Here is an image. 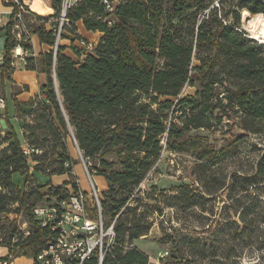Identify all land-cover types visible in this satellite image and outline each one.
I'll return each instance as SVG.
<instances>
[{
  "label": "trees",
  "instance_id": "1",
  "mask_svg": "<svg viewBox=\"0 0 264 264\" xmlns=\"http://www.w3.org/2000/svg\"><path fill=\"white\" fill-rule=\"evenodd\" d=\"M116 1L112 13L105 11L101 0H79L68 11V26L81 22L86 31L101 34L90 51L74 45L78 60L63 55L58 47L55 57L49 50L26 61L27 68L47 76L39 98L16 105L21 119L31 117L22 125L29 155L24 154L4 115L0 215L6 216L11 206L17 205L15 215L24 218L31 232L24 241L12 244L15 222L6 227L8 221H4L0 223V246L12 256L31 258L33 264L46 232L32 219L31 210L44 201L67 199V186L75 191L77 182L71 180L61 188L48 186L41 192L39 186L30 188V170L47 176H70L74 160L69 156L68 139L106 182L101 214L106 226L113 220L115 223L114 246L103 264H148L147 256L133 243L146 236L150 214L148 205L135 199L134 192L162 152L185 151L188 133L217 131L223 120L234 122L246 134L264 135V44L248 38L240 28L242 11L264 14L262 1L231 0L226 9H209L206 14L205 0ZM52 4L58 14L60 0H52ZM29 17L30 34L52 47L53 29L46 31L35 25L44 18ZM10 27L9 21L3 28L0 77L11 66L15 47L31 50L28 43L12 38ZM76 41L88 42L81 37ZM192 87L196 88L192 96H181ZM240 139L218 152L198 145L199 157L233 154ZM36 150L40 153L35 154ZM105 156L117 160L108 161ZM15 174L25 178L22 188L13 183ZM226 179L214 193L226 190L229 208L236 210L240 197L264 183V153L253 174L230 175L227 186ZM193 191L194 187L180 185L173 195H163V204L181 210L204 205L203 196ZM87 215L96 218L89 206ZM239 219L245 222L241 214ZM22 251L26 252L20 255ZM88 264L96 263L92 260Z\"/></svg>",
  "mask_w": 264,
  "mask_h": 264
},
{
  "label": "rangeland",
  "instance_id": "2",
  "mask_svg": "<svg viewBox=\"0 0 264 264\" xmlns=\"http://www.w3.org/2000/svg\"><path fill=\"white\" fill-rule=\"evenodd\" d=\"M27 1L23 0L25 7H28ZM36 2L41 9L51 8L52 5V0ZM230 3L231 0H226L223 5L225 7ZM242 12L240 13L241 30L248 38L260 42L261 40L256 38L251 28L242 23ZM35 15L45 19L35 22V25L45 28L56 27L55 19L58 14L54 8ZM76 31V25H69L63 33L71 38L69 42L63 43L69 45L74 58L79 57L73 48L74 41L80 39ZM1 32L2 30H0V57L4 54L5 46V36ZM76 45H79L78 42ZM11 55L14 56V51ZM194 91H196L195 87L187 88L181 96H192ZM7 99L10 100L9 95ZM30 119L31 117L21 119V128L23 123ZM234 121L237 122L236 119ZM233 123L223 120L217 131L196 130L188 133L185 151H163L153 169L135 190V199H140L143 204L148 205L150 217L146 220L149 224L146 236L134 241L133 245L147 256L148 264H264V183L251 188L243 198L240 197L236 210L229 208L231 201L226 197V190L214 193L215 189L223 184L225 178H227L226 186L229 184L230 175L253 174L256 163L264 153V135L246 134ZM13 130L15 134L17 133L18 140H21L18 128L15 126ZM239 137L241 139L235 153L226 156L207 154L202 158L199 157L198 145H205L208 151L212 149L218 152ZM67 147L74 156L71 175L66 173L59 176H47L34 173L31 176V189L38 185L41 187V192H46L48 186L61 188L71 180H76L79 190L90 192L89 181L78 159V151L72 139H68ZM105 159L113 162L117 160L114 156H105ZM93 163L95 164V161ZM30 166L33 167L32 164ZM93 181L100 191H105V179L102 176L94 174ZM13 182L23 186V178L19 174H15ZM180 185L194 187V195L201 194L204 205L189 210L165 207L163 195H173V190ZM67 189L69 192L72 191L71 186ZM206 191L212 194L207 195ZM16 207L17 205L11 206V213L6 216L0 215V223L8 221L5 223L6 227L15 222L12 244L24 241L31 232L24 218L21 215H15ZM141 210L136 212L139 213ZM240 214L245 222L240 221ZM2 241L3 236L0 235V243ZM25 252L22 251L19 254L22 255ZM162 255L164 256L161 257ZM25 260L32 259L26 257Z\"/></svg>",
  "mask_w": 264,
  "mask_h": 264
},
{
  "label": "built area",
  "instance_id": "3",
  "mask_svg": "<svg viewBox=\"0 0 264 264\" xmlns=\"http://www.w3.org/2000/svg\"><path fill=\"white\" fill-rule=\"evenodd\" d=\"M205 1L206 7L204 9L208 10L204 14L209 9H226L223 5L226 0ZM247 1H262V4H264V0ZM2 2L10 9V35L16 42H26L32 48V35L29 32L28 19L25 18L28 11L23 4V0H2ZM78 2L79 0H60L59 13L55 19L56 27L52 30L54 44L50 48L53 57L57 53L65 27L69 24L68 11L75 7ZM101 3L107 13H112L118 4L116 0H101ZM233 9L238 8L234 7ZM78 44L79 48H85L87 51L93 48V43L89 41H79ZM24 55L22 52H14V56L18 58H22ZM32 56L34 59L37 57L34 53ZM5 108V99L0 93V120H4L2 112ZM22 149L25 155L30 154V150L26 145ZM34 153L39 154L40 152L36 150ZM78 159L89 181L90 192H83L77 187L75 191L69 192L67 199L44 201L31 210L32 219L42 231L46 232V236L39 246L35 264H88L92 260L96 264H103L105 256L114 246L115 220L108 226L104 224L100 206L102 191L97 188L93 181L95 170L92 162L83 158L79 151ZM88 206L95 210V219L87 215ZM13 259L14 257L8 253L0 255V264H12Z\"/></svg>",
  "mask_w": 264,
  "mask_h": 264
},
{
  "label": "crops",
  "instance_id": "4",
  "mask_svg": "<svg viewBox=\"0 0 264 264\" xmlns=\"http://www.w3.org/2000/svg\"><path fill=\"white\" fill-rule=\"evenodd\" d=\"M36 1H38V0H28L27 1L26 6H28V7H25L26 10L28 11L27 15L40 14L41 11L42 12L43 11L45 12L46 10L51 11V8H52V10L54 8L53 4H52L51 8L49 7L48 9L47 8L41 9L40 6H37ZM48 2H50V0H48ZM9 18H10V9L3 4L2 0H0V30H2L1 33H3L4 36H5V31L3 30V28L8 23ZM27 19H30V17L28 16ZM75 25L77 28L76 32L79 35V37H81L82 39H84L86 41L93 43L94 45L97 44V42L99 41V39L101 37L100 33H98V32L93 33V32L86 31L83 28L81 22H77V23H75ZM45 29H46V31H50L53 29V27L45 28ZM70 40H71V38L69 36L64 35V39L61 40V42L59 43V47L61 49L60 51L63 55L71 58L72 60H78L79 58H74L71 50H69V45H67L66 43H63L64 41L69 42ZM32 42H33V47L31 48L30 51H24L19 46L15 47L13 49L14 52L15 51L18 52V49H19V52H22V54L23 55L25 54V55L22 58H18L15 56L12 57V55H11V58H12L11 66L0 77V93L2 94V97L5 99V103H6V108L2 113L4 115L6 114L8 116L9 123L13 129L15 128V126L18 128V130H19L18 134H19V136H21V140H19L21 147L25 146V140L23 138V133H22V128H21V118H19L16 105L18 103H20V104L28 103L32 99L39 98L40 88L42 86H44L47 82V76L45 74L30 70L29 68H27L26 61L28 59H33V60L36 59V58L35 59L33 58V56H32L33 53L36 56H38L41 53H45V52H48L49 50H51L50 47L46 46L45 44L40 43L37 36L32 35ZM76 44H77V41H74V45H76ZM2 59H3V56L0 57V66L2 64ZM8 95L10 97V100L7 99ZM5 129H3L2 126L0 125V133L1 134H4L3 130H5ZM68 152H69L70 158L72 160H74V156L71 154L69 147H68ZM33 174H34V172L31 169L30 175L33 176ZM14 177H15V175H13L12 181H13ZM20 177L23 178V183H24L25 178L22 176H20ZM17 186L19 188H22V186H19V185H17ZM104 186H105V190H106V182L105 181H104ZM67 187H69V186H67ZM6 253H8L7 249L0 248V255H4ZM25 259H26V257H14L12 264H33L32 260L26 261Z\"/></svg>",
  "mask_w": 264,
  "mask_h": 264
},
{
  "label": "bare ground",
  "instance_id": "5",
  "mask_svg": "<svg viewBox=\"0 0 264 264\" xmlns=\"http://www.w3.org/2000/svg\"><path fill=\"white\" fill-rule=\"evenodd\" d=\"M242 23L246 27L251 28L258 40H264V35H262L264 34V15L250 16L247 11H243ZM261 25H263V27H261Z\"/></svg>",
  "mask_w": 264,
  "mask_h": 264
},
{
  "label": "water",
  "instance_id": "6",
  "mask_svg": "<svg viewBox=\"0 0 264 264\" xmlns=\"http://www.w3.org/2000/svg\"><path fill=\"white\" fill-rule=\"evenodd\" d=\"M0 125L2 126L3 129L6 128L5 124H4V120H0Z\"/></svg>",
  "mask_w": 264,
  "mask_h": 264
},
{
  "label": "clouds",
  "instance_id": "7",
  "mask_svg": "<svg viewBox=\"0 0 264 264\" xmlns=\"http://www.w3.org/2000/svg\"><path fill=\"white\" fill-rule=\"evenodd\" d=\"M262 35H264V34H262ZM260 42H261V43H264V40H261Z\"/></svg>",
  "mask_w": 264,
  "mask_h": 264
}]
</instances>
